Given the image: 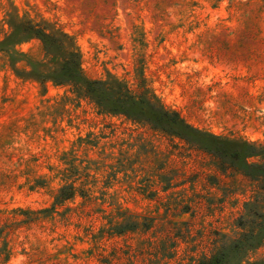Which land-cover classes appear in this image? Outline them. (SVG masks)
<instances>
[{
  "label": "rangeland",
  "instance_id": "rangeland-1",
  "mask_svg": "<svg viewBox=\"0 0 264 264\" xmlns=\"http://www.w3.org/2000/svg\"><path fill=\"white\" fill-rule=\"evenodd\" d=\"M28 21L70 36L86 77L264 147V0H0V264H199L264 212L262 181L45 80Z\"/></svg>",
  "mask_w": 264,
  "mask_h": 264
},
{
  "label": "trees",
  "instance_id": "trees-1",
  "mask_svg": "<svg viewBox=\"0 0 264 264\" xmlns=\"http://www.w3.org/2000/svg\"><path fill=\"white\" fill-rule=\"evenodd\" d=\"M24 31H28L31 37L39 39L42 43L51 69L45 80L55 84L72 83L83 88L84 92L102 109L147 121L170 135L197 144L215 157L221 166L234 168L250 179L262 181L264 184V147L258 148L247 141L207 137L187 124L177 111H168L146 98L135 95L127 84L120 80L86 77L81 66L80 53L75 48L73 39L60 30L50 29L47 24L28 21ZM254 156H259L261 161L259 163L249 161V158ZM67 187L68 192H65V186L59 189L53 205L73 196L74 187L72 185ZM262 196L264 200V193ZM253 223L256 226H253ZM243 224V227L249 224L244 233L229 244L223 243L220 251L199 264H264V258L244 261L245 253L240 252L260 245L264 238V212H249ZM256 228L259 229L257 233H255ZM238 250L240 253L236 255L235 252Z\"/></svg>",
  "mask_w": 264,
  "mask_h": 264
}]
</instances>
